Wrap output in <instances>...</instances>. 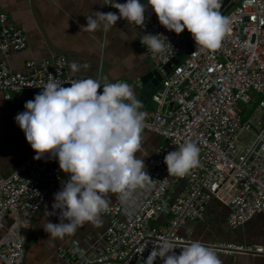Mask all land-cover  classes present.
Here are the masks:
<instances>
[{
  "label": "built area",
  "instance_id": "2783aa9c",
  "mask_svg": "<svg viewBox=\"0 0 264 264\" xmlns=\"http://www.w3.org/2000/svg\"><path fill=\"white\" fill-rule=\"evenodd\" d=\"M215 1L163 0L143 19L138 47L161 80L139 107L99 106L101 91L112 86L122 97L128 84L112 83L104 72L96 79L72 76L64 54L29 60L23 71L13 70L9 57L24 50L28 38L0 11L3 98L31 90L61 95L57 125L35 110L22 112L28 154L0 178V228L12 222L0 241V264L21 262L26 229L47 192L63 178L73 179V157L108 122L153 132L163 143L148 165L147 192L133 212L125 213L120 199L98 200L96 210L108 221L99 252L85 257L60 248L58 256L69 263L196 264L184 254L193 246L179 229L205 219L213 200L228 207L230 229L257 214L264 217V0H235L221 16ZM136 12L140 15V8ZM199 25L204 31L167 68ZM132 83L143 84L140 78ZM251 103V112L243 116ZM76 184L89 193L85 184ZM223 246L264 255V245Z\"/></svg>",
  "mask_w": 264,
  "mask_h": 264
},
{
  "label": "crops",
  "instance_id": "0c3cea01",
  "mask_svg": "<svg viewBox=\"0 0 264 264\" xmlns=\"http://www.w3.org/2000/svg\"><path fill=\"white\" fill-rule=\"evenodd\" d=\"M162 2L0 0V11L23 27L28 38L24 50L11 53L9 64L13 70L23 71L29 60H53L58 53L47 45L44 31L54 47L68 52L64 55L70 75L96 79L104 72L113 82L128 84L122 97L112 86L101 91L99 106H142L144 84L138 87L132 82L153 70L147 54L138 47L142 22ZM139 8L140 15L136 12ZM148 84L156 87L151 80ZM60 100L58 92L22 91L9 99L0 92V178L11 173L28 154L22 112L35 110L57 125L61 120L57 111ZM162 143L153 132L104 123L73 157V179L63 178L47 192L42 208L26 229L28 244L19 264H79L58 256L60 248L85 257L96 255L108 223L97 212L96 202L120 199L124 212H133L147 192L148 165ZM76 181L85 184L89 193L84 194ZM183 185L182 181L176 191ZM227 214L228 207L213 200L205 219L186 222L179 235L193 248L184 250L185 256L196 264H264V255L223 246L264 245V217L257 214L242 227L230 229ZM11 223L0 228V241L5 239L7 228L12 229Z\"/></svg>",
  "mask_w": 264,
  "mask_h": 264
},
{
  "label": "water",
  "instance_id": "95a60500",
  "mask_svg": "<svg viewBox=\"0 0 264 264\" xmlns=\"http://www.w3.org/2000/svg\"><path fill=\"white\" fill-rule=\"evenodd\" d=\"M235 0H216L215 5V13L218 14L219 16L223 15L232 5ZM205 29L204 25H199L195 30H193L190 35L188 36L186 42L182 46V48L177 52L176 56L169 62L166 67L168 68L171 63L177 64L185 55L187 48L194 42V40L197 38L199 34H201ZM42 34L45 38V41L47 45L54 50L55 52L59 54H67L68 52L60 50L56 47H54L51 42L47 39V36L45 35L44 31H42ZM70 53V52H69ZM75 54V53H74ZM151 80L154 86H157L158 83L161 80L160 74L156 70H151L145 75L141 77V81L144 84V88L142 91V101L143 105L146 103L147 98L152 91V87L148 84V82ZM113 83V80H111ZM28 241L26 242L25 247L27 248Z\"/></svg>",
  "mask_w": 264,
  "mask_h": 264
},
{
  "label": "rangeland",
  "instance_id": "374dc122",
  "mask_svg": "<svg viewBox=\"0 0 264 264\" xmlns=\"http://www.w3.org/2000/svg\"><path fill=\"white\" fill-rule=\"evenodd\" d=\"M240 106L242 107V104H240ZM254 104H250V107L247 108L246 110H244V112L242 113L243 116H246L247 114H249V112H251L252 108H253ZM243 108V107H242Z\"/></svg>",
  "mask_w": 264,
  "mask_h": 264
},
{
  "label": "trees",
  "instance_id": "16d2710c",
  "mask_svg": "<svg viewBox=\"0 0 264 264\" xmlns=\"http://www.w3.org/2000/svg\"><path fill=\"white\" fill-rule=\"evenodd\" d=\"M152 90H154V89H152ZM139 106H141V104H140ZM139 106H138V107H139Z\"/></svg>",
  "mask_w": 264,
  "mask_h": 264
}]
</instances>
